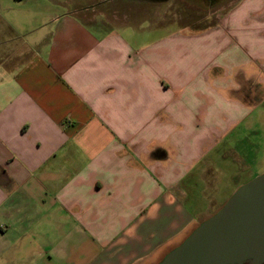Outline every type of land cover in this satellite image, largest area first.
Masks as SVG:
<instances>
[{
	"label": "crops",
	"instance_id": "1",
	"mask_svg": "<svg viewBox=\"0 0 264 264\" xmlns=\"http://www.w3.org/2000/svg\"><path fill=\"white\" fill-rule=\"evenodd\" d=\"M83 1L0 0V264H156L264 118V0L200 28L131 0L146 32Z\"/></svg>",
	"mask_w": 264,
	"mask_h": 264
},
{
	"label": "water",
	"instance_id": "2",
	"mask_svg": "<svg viewBox=\"0 0 264 264\" xmlns=\"http://www.w3.org/2000/svg\"><path fill=\"white\" fill-rule=\"evenodd\" d=\"M156 264H264V172L239 186Z\"/></svg>",
	"mask_w": 264,
	"mask_h": 264
},
{
	"label": "rangeland",
	"instance_id": "3",
	"mask_svg": "<svg viewBox=\"0 0 264 264\" xmlns=\"http://www.w3.org/2000/svg\"><path fill=\"white\" fill-rule=\"evenodd\" d=\"M235 1L236 0H221V2L215 6H202L199 2L195 3L190 0L186 2H182L181 0H170V2L166 3L170 5L169 7L165 5L164 8H159V6L155 5L152 11L149 9L147 11L158 16L163 15L162 17L165 22H171L169 24L177 22L181 25H187L189 28H200L209 25L217 15L224 13ZM77 2L84 3L83 0H77ZM124 2L125 3H120V1L117 0L109 3L108 1L102 2L101 0V4L91 7L95 9V12H93V14L95 13V17H102L104 21L123 22L124 20H128L129 25H132V27L136 26L135 28H138L137 30H144L145 32L155 28L151 27L148 20H142L144 17L139 13H146L145 9L139 8L140 11L138 12L136 11V4H134V6L131 0H126ZM87 12L89 14L87 16L92 17V15H90L91 12ZM84 20L87 22L88 18ZM117 26L116 28H118ZM171 28H173V26H171ZM144 35L145 33L143 36ZM144 39L145 37H139L140 41ZM258 128V132L246 134L241 139L239 138L240 136L234 138V141L238 145L237 150L240 151L239 153L235 151L236 156L243 158V162L242 164H235V174L233 176L229 175L227 177L228 181L222 180L223 183L218 196L212 198L220 204V207L239 186L264 172V118H262V122L259 123ZM235 186L236 188H234ZM233 188L234 190L230 192Z\"/></svg>",
	"mask_w": 264,
	"mask_h": 264
},
{
	"label": "flooded vegetation",
	"instance_id": "4",
	"mask_svg": "<svg viewBox=\"0 0 264 264\" xmlns=\"http://www.w3.org/2000/svg\"><path fill=\"white\" fill-rule=\"evenodd\" d=\"M104 1H108L109 3H112L113 1H117V0H103ZM120 1V0H119ZM138 1V0H137ZM142 1H147V2H158L159 0H142ZM182 2H186L187 0H181ZM192 2H199L202 6L206 5V6H215L216 4H218L219 2H221V0H190ZM223 1V0H222ZM165 2H170V0H165ZM98 5L101 3H97ZM96 4V5H97ZM95 6V5H93ZM86 7V6H85ZM89 8H86L87 11H92L95 12V9L91 6H88Z\"/></svg>",
	"mask_w": 264,
	"mask_h": 264
}]
</instances>
